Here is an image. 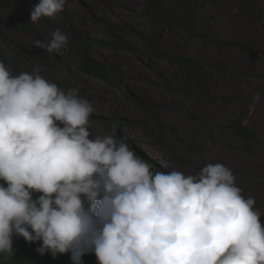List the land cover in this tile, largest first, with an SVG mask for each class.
<instances>
[{
	"label": "clouds",
	"instance_id": "1",
	"mask_svg": "<svg viewBox=\"0 0 264 264\" xmlns=\"http://www.w3.org/2000/svg\"><path fill=\"white\" fill-rule=\"evenodd\" d=\"M65 4L39 0L30 22ZM32 44L59 55L68 39L57 28ZM50 81L0 61V257L17 236L71 264H264L261 213L231 169L153 172L123 138L103 127L92 137V104Z\"/></svg>",
	"mask_w": 264,
	"mask_h": 264
},
{
	"label": "rangeland",
	"instance_id": "2",
	"mask_svg": "<svg viewBox=\"0 0 264 264\" xmlns=\"http://www.w3.org/2000/svg\"><path fill=\"white\" fill-rule=\"evenodd\" d=\"M174 2L66 0L64 9L54 18L42 17L31 23L30 12L39 0H6L0 2V19H16L18 27L10 29L0 23V49L5 50L1 58L9 61V54H20L24 57L21 65L28 73L76 89L95 109L89 118L91 136L95 137L96 127H103L106 135L123 138L153 172L195 175L202 167L217 163L239 172L233 174L235 183L246 199H255L254 210L261 213L264 227V144L258 157L249 156L226 147L231 137L217 127L248 113L246 124L264 143V25L255 16L264 15V0H187L185 4L196 13L199 31L206 39L189 38L169 23L155 26L151 22L153 4L157 3L164 15L173 12ZM102 26L113 27L116 38ZM57 28L67 36L66 48L59 55L50 54L41 65L30 63L36 54H49L33 47V40L50 39ZM75 36L82 43L114 46L108 49L93 44L85 52L96 62L117 70V86L78 69L74 56L82 44L72 43ZM224 42L248 45L257 58ZM178 50L205 66V73L201 70L189 76L157 55ZM217 64L245 75L236 78L215 69ZM256 94L260 99L251 111ZM191 115L204 122L192 120Z\"/></svg>",
	"mask_w": 264,
	"mask_h": 264
},
{
	"label": "trees",
	"instance_id": "3",
	"mask_svg": "<svg viewBox=\"0 0 264 264\" xmlns=\"http://www.w3.org/2000/svg\"><path fill=\"white\" fill-rule=\"evenodd\" d=\"M6 0H0V2H5ZM22 1V0H20ZM187 0H175L174 3L171 4L173 9L172 13L162 14V10L158 7L157 3L153 4L155 14H151L153 16V20L151 21L155 26H161L162 24H171L177 26L181 31H183L189 38H201L206 39L207 36L201 34L198 28V17L196 13L192 10L190 5H186ZM147 8V6H145ZM255 16L258 20L264 25V15L262 13H257ZM163 20V23L161 21ZM0 23L7 25L10 29L17 28V20L10 19L4 22L0 19ZM8 23V24H6ZM104 30L109 34L111 38H116L114 28L113 27H105L102 26ZM68 31V30H67ZM67 33V32H66ZM82 39H79L78 36H75L72 40V43L75 45H81L80 50H77L74 56V64L78 67L80 71L85 74H88L108 85L117 86L116 83L118 78V72L115 68L108 65H103L101 63L93 60L89 55L86 54L85 50L89 48L91 45H99L101 47H105L108 49H114V46L109 43L104 42H84L82 43ZM228 47L233 49H239L243 52L248 53L249 55L257 58V54L254 49L248 45L239 43V42H224ZM5 52L4 49H0V61L4 62L1 58L2 53ZM35 58L31 59L30 63L41 65L45 61L44 59L50 58V54H46L42 52L36 54ZM157 55L172 65L178 67L182 70V72L189 73V76H192V73H198L202 70V74L205 73V66L200 65V63L189 56H186L182 52L174 51V52H160ZM10 62L16 65L24 64V57L20 54L14 55L9 54ZM215 69L220 71L229 72L234 77L238 78L240 76H244L245 74L241 71L231 69L229 67L223 66L221 64H217L213 66ZM57 86L63 90L67 91L68 87L64 83H57ZM135 102L140 103L141 106L145 110L147 106L144 105L139 99H134ZM231 101V100H228ZM248 113L243 114L242 116L236 119L228 120L227 124L218 125L222 132H225L231 137V142L226 144V147L231 149H236L243 151L249 156L258 157L261 149L263 148V141L261 137L255 132L251 127L246 124ZM190 118L197 122H204V120L195 115H191ZM172 131H175L173 128H168ZM233 174L239 173L235 170H231ZM0 183H3L0 181ZM39 193L34 194L38 196ZM40 242L28 243L25 242L22 237L13 236V254L9 258L0 257V264H71L68 254H57L55 258L51 256L50 253H45L44 255H40L36 252V248L39 246ZM83 264H97V260L94 254H86L83 256Z\"/></svg>",
	"mask_w": 264,
	"mask_h": 264
},
{
	"label": "bare ground",
	"instance_id": "4",
	"mask_svg": "<svg viewBox=\"0 0 264 264\" xmlns=\"http://www.w3.org/2000/svg\"><path fill=\"white\" fill-rule=\"evenodd\" d=\"M90 1V0H89ZM124 1H129V0H124ZM92 5V4H91ZM126 6V5H125ZM204 50V49H203ZM205 52V51H204ZM202 54V53H201ZM133 66V65H132Z\"/></svg>",
	"mask_w": 264,
	"mask_h": 264
}]
</instances>
